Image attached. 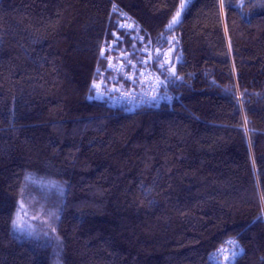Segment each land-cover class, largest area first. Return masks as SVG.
I'll list each match as a JSON object with an SVG mask.
<instances>
[{
	"label": "trees",
	"instance_id": "1",
	"mask_svg": "<svg viewBox=\"0 0 264 264\" xmlns=\"http://www.w3.org/2000/svg\"><path fill=\"white\" fill-rule=\"evenodd\" d=\"M180 3L0 0V264H51L56 233L63 264H217L229 238L230 264H264V0H190L172 24ZM120 14L159 107L91 98ZM25 197L43 237L12 230Z\"/></svg>",
	"mask_w": 264,
	"mask_h": 264
},
{
	"label": "built area",
	"instance_id": "2",
	"mask_svg": "<svg viewBox=\"0 0 264 264\" xmlns=\"http://www.w3.org/2000/svg\"><path fill=\"white\" fill-rule=\"evenodd\" d=\"M120 18L122 20L117 22L113 37L101 48L100 57L104 61V67L101 79L92 83L91 98L97 101H109L110 105L125 103L134 110L142 107H159L169 102L171 95L162 88L157 73L147 67L150 62L149 48L142 46L138 52L125 49L123 36L128 34L132 38L135 26L124 14H120ZM118 75L134 84L137 90L131 92L132 87L120 83L114 84V82H122L118 79ZM240 251L239 243L234 238H229L211 254L210 260L217 264H230ZM234 252L236 255L232 256Z\"/></svg>",
	"mask_w": 264,
	"mask_h": 264
},
{
	"label": "rangeland",
	"instance_id": "3",
	"mask_svg": "<svg viewBox=\"0 0 264 264\" xmlns=\"http://www.w3.org/2000/svg\"><path fill=\"white\" fill-rule=\"evenodd\" d=\"M190 0H181L180 5L178 6L177 12L179 11L181 13V4L184 3L185 6L187 5V3ZM176 12V13H177ZM176 17V14L175 16ZM173 17V18H174ZM173 20V19H172ZM171 50L168 49L165 51V58L164 61L165 63H169L171 60ZM178 59V56L176 58V61ZM169 71H174V66H170L168 68ZM31 176V175H30ZM28 181V180H27ZM30 182L34 183L36 182L35 179L30 178L29 180ZM28 181V183H29ZM51 183H57L54 180H49ZM47 180H45V182H49ZM38 183V182H37ZM41 183V182H40ZM38 183V184H40ZM58 187H62V185H57ZM61 189V188H60ZM31 197H34L32 195H30ZM16 220L19 225L20 228L16 229L13 227V222H12V230L17 234V235H21V237L23 236H27L28 238H37L39 236H44L43 234H45L47 232V228L50 227V224L52 223L53 220H51V217L49 215V211L48 210H44L42 205H38V204H33L31 202L30 199H25L22 200L19 199L18 202V207L16 209V213L14 215V219L13 221ZM52 238L51 235L48 236V238ZM59 241V242H58ZM61 242H60V237L59 235L56 233L55 237H54V244H53V259L51 264H63L62 260H61Z\"/></svg>",
	"mask_w": 264,
	"mask_h": 264
},
{
	"label": "snow or ice",
	"instance_id": "4",
	"mask_svg": "<svg viewBox=\"0 0 264 264\" xmlns=\"http://www.w3.org/2000/svg\"><path fill=\"white\" fill-rule=\"evenodd\" d=\"M185 7V4L184 3H182L181 4V9H183ZM179 16H180V12L178 11L177 13H176V17H174L173 18V20H172V24H174V23H176V22H178V18H179ZM171 26V25H170ZM13 227L14 228H16V229H19L20 228V225H19V223L16 221V220H14L13 221ZM236 255V253L234 252L233 254H232V256H235ZM232 257H229V259H231Z\"/></svg>",
	"mask_w": 264,
	"mask_h": 264
}]
</instances>
